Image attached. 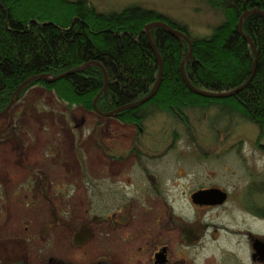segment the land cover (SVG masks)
I'll use <instances>...</instances> for the list:
<instances>
[{
    "label": "trees",
    "instance_id": "16d2710c",
    "mask_svg": "<svg viewBox=\"0 0 264 264\" xmlns=\"http://www.w3.org/2000/svg\"><path fill=\"white\" fill-rule=\"evenodd\" d=\"M202 1L223 17L208 34L193 36L186 25L137 4L98 11L86 0H0V111L18 85L29 78L18 98L40 86L68 106L92 111V99L102 89L105 73L106 88L96 101L99 110L141 99L158 77V62L144 31L153 21L167 22L188 36L192 54L183 68L193 87L210 93L236 89L249 78L255 57L238 33L237 22L246 10H264V0ZM241 31L256 48L252 77L235 94L216 102L236 108L240 118L264 129V17L248 14ZM148 32L162 61L161 80L149 100L122 112L131 121L137 119L141 107L177 109L195 106L203 99L189 90L179 71L189 44L157 25ZM68 71L72 72L52 82L37 78Z\"/></svg>",
    "mask_w": 264,
    "mask_h": 264
},
{
    "label": "flooded vegetation",
    "instance_id": "af4514ba",
    "mask_svg": "<svg viewBox=\"0 0 264 264\" xmlns=\"http://www.w3.org/2000/svg\"><path fill=\"white\" fill-rule=\"evenodd\" d=\"M217 99L220 98L203 96L197 105L177 109L141 107L134 121L123 117L122 112L127 109L119 110V106L97 108L95 143L110 162L115 163L123 155H117L115 142L106 146L101 141L106 135L114 141H129L126 155L142 166L145 162L141 159L150 157L148 151L158 161L173 151L172 168H144L135 171L133 177L126 176L128 185L120 188L128 189L127 200H120L104 217L90 219L94 224L104 221L110 227H125V234L118 235L119 245L123 246L118 254L114 250L116 242L103 234L105 250L98 249L90 260L73 262L69 260L67 244H61L64 249L58 252L59 237L47 235L51 226L44 225L39 232L41 241L31 245L37 264H264V231L259 227L264 226V129L253 124L257 137H230V129L239 125L240 114ZM108 112L111 114H105ZM157 113L162 116V123L149 125L150 116ZM196 119L205 126L208 136L187 139L188 152L175 153L179 136L188 132ZM150 147L156 150H149ZM119 174L120 171L109 170L111 178ZM56 190L61 199L68 193L63 186ZM150 195L167 211L161 214L164 219L156 222L162 232L144 235V209H139L150 205ZM64 212L60 213L61 224L66 219ZM55 214L57 225L58 213ZM86 224L82 221L71 231V247L80 249L88 241ZM253 224L258 225L256 229ZM240 242L245 247L243 253Z\"/></svg>",
    "mask_w": 264,
    "mask_h": 264
},
{
    "label": "rangeland",
    "instance_id": "374dc122",
    "mask_svg": "<svg viewBox=\"0 0 264 264\" xmlns=\"http://www.w3.org/2000/svg\"><path fill=\"white\" fill-rule=\"evenodd\" d=\"M86 1L98 11L121 10L134 4L152 8L186 25L193 36L208 34L210 28L223 17L219 10H213L202 0ZM18 97L0 115V264H37L31 245L35 246L41 241L39 232L44 225L51 226L47 235L55 234L59 237L58 252L64 249L61 244H67L68 254L70 253L68 257L73 262L90 260L98 249L105 250L103 234L112 243L116 242L114 250L118 254L123 249L119 245L118 235L125 234V227H110L104 221L94 224L89 222L90 219L93 216L104 217L120 200H127L128 189L120 188L128 185L126 176L133 177L135 171L144 168L171 169L173 151L160 161L155 156L152 158L148 151L150 157L141 159L145 162L142 166L126 155L129 141H114L106 135L101 141L106 146L115 142L117 155H123L115 163L110 162L95 143L93 130L95 120L99 118L93 109L87 111L76 104L68 106L53 91L40 86L31 87L21 98ZM150 117L147 121L149 125L157 126L162 123L163 118L158 113ZM192 123L194 125L189 126L188 132L179 136L181 139L176 143L175 153L188 152L187 139L193 141L208 136L205 126L199 120ZM111 127L109 123L108 130ZM232 128L229 133L232 138L248 140L258 136L253 123L242 118L239 125ZM215 132L213 129V137L216 136ZM149 150L156 149L150 147ZM109 170L120 171V174L117 178H111ZM61 186L68 188V193L62 199L56 190ZM149 197L152 199L149 200L150 205L145 204L139 209H144V216L141 217L145 225V230L141 231L144 235L162 232L156 222L163 220L164 215L161 214L167 211L156 203V197ZM141 202H144L142 198ZM62 210L65 211L63 216L66 219L61 224L59 219ZM184 211L188 212L186 208ZM55 213H58L57 225ZM82 221L87 223L89 239L82 248L76 249L70 246L68 238ZM257 226L253 224L255 229ZM259 227L264 231V226ZM102 243L104 246H101ZM231 245L232 248L234 242ZM240 250L241 253L245 252L243 244Z\"/></svg>",
    "mask_w": 264,
    "mask_h": 264
},
{
    "label": "water",
    "instance_id": "95a60500",
    "mask_svg": "<svg viewBox=\"0 0 264 264\" xmlns=\"http://www.w3.org/2000/svg\"><path fill=\"white\" fill-rule=\"evenodd\" d=\"M251 13H258L261 16L264 17V10L259 9L257 7H254V8H251L249 10L244 11L239 16V19H238V22H237V31H238V33L249 43V45H250V47H251V49H252V51H253V53L255 55V57H254V64H253V67H252V70H251V74H250L249 78L245 81V83H243L241 86L237 87L236 89H234L232 91H229V92H226V93H210V92H206V91H202V90L196 89L195 87H193L190 84V82L188 81V79H187V77L185 75L183 65H184V62L192 54V51H191V42H190L188 36L184 32H182L178 28H173L167 22H163V21H153V22H150L147 25H145L144 31H145V34H146V38H147V40H148V42H149V44H150V46H151V48L153 50L154 55L156 57V60L158 62V77H157V80H156L155 84L153 85L152 89L150 90V92L147 95H145L144 97H142L141 99H139L137 101H134L132 103H129L127 105H124V106L120 107L119 110H121V109L134 108V107H137V106L143 104L144 102H146L147 100H149L154 95V93L156 92V90H157V88L159 86V83H160V80H161L162 61H161V59H160V57L158 55V52L156 51L155 47L153 46V44L150 41L149 32H148V28L150 26H153V25H157V26H160V27L164 28L165 30H167L174 37L183 38L189 44V51L185 55V57L182 59L180 65H179V71H180V74H181V77H182L184 83L189 88V90H191L193 93L199 94V95H202V96H206V97L223 98V97H228L230 95H233V94H235V92H237L240 89H242L243 87H245L247 85V83L250 81V79L252 77V74H253V71H254V66H255V62H256V48H255L254 44L252 43V41L250 40V38L247 37L246 35H244L242 33V31H241V23H242L243 18L245 16H247L248 14H251ZM87 65H88V63H86L82 67H79V68L74 69V70L82 69V68L86 67ZM74 70H72V71H74ZM72 71H68V72L59 74V75L54 76V77H48L47 75H39V76H37V78H39L41 80H44V81H47V82H52V81H55V80H57L59 78L64 77L65 75H67L69 72H72ZM31 79L32 78L26 79L21 84L18 85V87L15 89V91H14V93H13L10 101L8 102V105H7L6 109L4 111L0 112V115L4 114V112H6V110L9 109V107L12 105V103L17 99L20 90ZM106 82H107V77H106V74L104 73V85H103L102 89L95 95V97L93 98V101H92V107H93V110L95 112H98L97 106H96V100L99 97L100 93L106 88ZM105 114L110 115L111 113L108 112V113H105Z\"/></svg>",
    "mask_w": 264,
    "mask_h": 264
}]
</instances>
